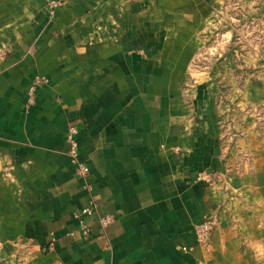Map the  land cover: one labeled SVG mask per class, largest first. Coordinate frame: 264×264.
Masks as SVG:
<instances>
[{
	"label": "crops",
	"instance_id": "1",
	"mask_svg": "<svg viewBox=\"0 0 264 264\" xmlns=\"http://www.w3.org/2000/svg\"><path fill=\"white\" fill-rule=\"evenodd\" d=\"M263 14L0 0V264H264Z\"/></svg>",
	"mask_w": 264,
	"mask_h": 264
},
{
	"label": "built area",
	"instance_id": "2",
	"mask_svg": "<svg viewBox=\"0 0 264 264\" xmlns=\"http://www.w3.org/2000/svg\"><path fill=\"white\" fill-rule=\"evenodd\" d=\"M67 0H47V9L51 14H53L56 10L61 8ZM40 82V81H38ZM78 134V129L74 126L71 127L68 133V142L71 145V150H70V155L73 157L75 160L76 164V174L80 177H86L88 174V168L87 166L81 162L78 159V142L76 140V136ZM203 176V175H202ZM92 212V209L86 208L82 210L80 215L83 214H90ZM215 220L212 218L208 223L206 224H201L198 229L197 233L199 236V239L201 242H207L210 237L212 236V232L215 226ZM111 222V218H103L101 220L102 226H106ZM84 233L87 234L89 231L86 226L83 227Z\"/></svg>",
	"mask_w": 264,
	"mask_h": 264
},
{
	"label": "rangeland",
	"instance_id": "3",
	"mask_svg": "<svg viewBox=\"0 0 264 264\" xmlns=\"http://www.w3.org/2000/svg\"><path fill=\"white\" fill-rule=\"evenodd\" d=\"M241 4L239 3L238 4V6H237V9H236V11H237V18H239V19H242V20H245L246 18H245V16H247V11H245V10H243V9H241ZM256 9V7H254V10ZM259 11V9L256 11V12H258ZM235 12V11H234ZM255 12V13H256ZM227 13H229V11H228V9H227ZM259 13V12H258ZM256 15V14H255ZM261 21H263V23H264V14L262 15V17H261V19H260Z\"/></svg>",
	"mask_w": 264,
	"mask_h": 264
}]
</instances>
